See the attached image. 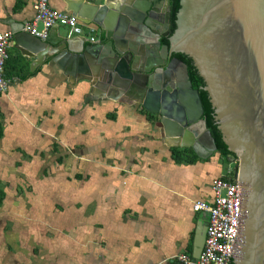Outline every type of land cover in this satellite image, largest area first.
<instances>
[{
    "label": "crops",
    "instance_id": "0c3cea01",
    "mask_svg": "<svg viewBox=\"0 0 264 264\" xmlns=\"http://www.w3.org/2000/svg\"><path fill=\"white\" fill-rule=\"evenodd\" d=\"M72 1L51 0L50 6L71 15ZM33 4L0 0V31L13 37L23 32ZM88 27L95 28V43L107 42L94 24L83 26L84 39L64 27L49 32L88 48L94 44ZM15 46L12 39L7 62L14 70L0 92V264H180V254L195 260L208 216L193 204H210L212 180L224 176L225 163L227 171L234 169L232 158L225 162L216 152L175 163L170 149L179 147L159 114L128 96L116 97L88 73L65 74L50 59L32 66L34 58ZM30 169L37 176L28 177ZM46 182L49 189L62 186L61 201H51L35 223L26 205Z\"/></svg>",
    "mask_w": 264,
    "mask_h": 264
},
{
    "label": "water",
    "instance_id": "95a60500",
    "mask_svg": "<svg viewBox=\"0 0 264 264\" xmlns=\"http://www.w3.org/2000/svg\"><path fill=\"white\" fill-rule=\"evenodd\" d=\"M67 11L105 31L107 42L85 48L75 38L55 39L49 32L40 39L23 31L13 37L15 48L34 58L32 66L50 59L62 64L65 74L88 73L105 90L114 89L116 97L135 99L161 116L176 147L205 160L217 147L187 66L173 54L192 60L222 141L237 161V224L228 264H264V0H180L172 34L169 0H105L102 5L77 0L67 4ZM165 37L168 45H161ZM204 240L205 230L194 259Z\"/></svg>",
    "mask_w": 264,
    "mask_h": 264
},
{
    "label": "built area",
    "instance_id": "2783aa9c",
    "mask_svg": "<svg viewBox=\"0 0 264 264\" xmlns=\"http://www.w3.org/2000/svg\"><path fill=\"white\" fill-rule=\"evenodd\" d=\"M51 0H34L35 14L33 19L26 22L23 31L30 35L45 39L49 31L55 27L67 28L76 36H84L86 30L77 18L64 12L53 9ZM41 25V29H39ZM86 35L90 43H95V28H87ZM13 34L0 31V92H5L8 80L4 78L3 71L8 59ZM235 169V166H234ZM227 171V176H219L212 180L210 204L197 201L193 204L196 212H205L208 216L203 248L197 259L192 260L184 254L177 257L180 264H228L237 224L238 183L232 179L235 170Z\"/></svg>",
    "mask_w": 264,
    "mask_h": 264
},
{
    "label": "trees",
    "instance_id": "16d2710c",
    "mask_svg": "<svg viewBox=\"0 0 264 264\" xmlns=\"http://www.w3.org/2000/svg\"><path fill=\"white\" fill-rule=\"evenodd\" d=\"M169 4L172 6L171 30H170V34H172L176 28L175 21H176L177 12L180 8V0H169ZM160 43L162 45H168V38L167 37L161 38ZM173 56L180 59L187 66L188 77H189V81L191 82L192 88L198 90L203 107V120L205 121L207 129L210 131L214 139L215 145L217 147V153L219 154L221 160L225 162L230 160L231 158H234L235 160L234 170L236 172V166H237L236 158L231 152L228 151L227 146L222 141L221 133L218 130L217 125L215 124L214 121V112L209 102L208 95L203 90V87L205 85L203 79L199 76L196 68L193 65L192 60L189 57L180 53L173 54ZM13 70H14L13 66L9 65V63L6 61L3 75L4 78L8 80V82L9 79L7 78H9V76L13 74ZM170 156L171 159L177 164H188V163L191 164L198 160L197 156L193 153V151L187 148H171ZM232 179L233 180L235 179V175L234 178L232 177ZM3 197H4V192L2 190V187H0V205L3 201Z\"/></svg>",
    "mask_w": 264,
    "mask_h": 264
},
{
    "label": "rangeland",
    "instance_id": "374dc122",
    "mask_svg": "<svg viewBox=\"0 0 264 264\" xmlns=\"http://www.w3.org/2000/svg\"><path fill=\"white\" fill-rule=\"evenodd\" d=\"M232 167L235 165V164H231ZM33 173V170L30 169L29 172L26 171V175L28 177H35L37 176V174H32ZM32 174V175H30ZM223 175L224 176H227V168H226V163L224 165V169H223ZM4 176V171L3 172H0V178H2ZM33 186L36 185L34 183H31ZM27 185V184H26ZM29 185V184H28ZM27 185V186H28ZM44 186H42L40 188V194H39V198L37 197H33L31 198V200H28V204L26 205L27 207V210L25 212V214L29 213L28 216H33L35 218V223L37 222L36 219H40V221H42V218H44L45 215H39L38 213L40 212H43V213H47V210L49 208H52L51 206V201L55 202V201H61V200H58L60 197H58V194L57 193H61L62 190H61V185L59 184H54V186L51 187V189L48 188V185L49 183L46 182V184H43ZM30 186V185H29ZM54 191V192H53ZM25 207V206H24ZM39 215V216H38ZM30 218V217H29ZM47 217H45L46 219Z\"/></svg>",
    "mask_w": 264,
    "mask_h": 264
},
{
    "label": "flooded vegetation",
    "instance_id": "af4514ba",
    "mask_svg": "<svg viewBox=\"0 0 264 264\" xmlns=\"http://www.w3.org/2000/svg\"><path fill=\"white\" fill-rule=\"evenodd\" d=\"M165 11V10H164ZM164 11H163V14H164ZM161 19H162V21H163V16L161 15ZM160 40H161V38H160ZM152 43V42H151ZM162 45V44H161ZM150 48H153V47H150ZM145 50H147V49H145ZM171 58H173V56H171ZM169 61V60H168ZM167 61V62H168Z\"/></svg>",
    "mask_w": 264,
    "mask_h": 264
},
{
    "label": "clouds",
    "instance_id": "9594fccd",
    "mask_svg": "<svg viewBox=\"0 0 264 264\" xmlns=\"http://www.w3.org/2000/svg\"><path fill=\"white\" fill-rule=\"evenodd\" d=\"M234 163H235V160H234Z\"/></svg>",
    "mask_w": 264,
    "mask_h": 264
}]
</instances>
